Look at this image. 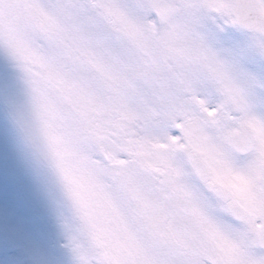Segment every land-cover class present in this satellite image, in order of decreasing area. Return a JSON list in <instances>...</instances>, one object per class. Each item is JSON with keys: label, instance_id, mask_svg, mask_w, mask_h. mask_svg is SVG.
Wrapping results in <instances>:
<instances>
[{"label": "snow or ice", "instance_id": "obj_1", "mask_svg": "<svg viewBox=\"0 0 264 264\" xmlns=\"http://www.w3.org/2000/svg\"><path fill=\"white\" fill-rule=\"evenodd\" d=\"M0 261L264 264V0H0Z\"/></svg>", "mask_w": 264, "mask_h": 264}, {"label": "rangeland", "instance_id": "obj_2", "mask_svg": "<svg viewBox=\"0 0 264 264\" xmlns=\"http://www.w3.org/2000/svg\"><path fill=\"white\" fill-rule=\"evenodd\" d=\"M18 188H19V193L22 196L31 197L32 190L27 186V184L23 181L22 178H20L18 181ZM0 264H3V262L0 261Z\"/></svg>", "mask_w": 264, "mask_h": 264}]
</instances>
